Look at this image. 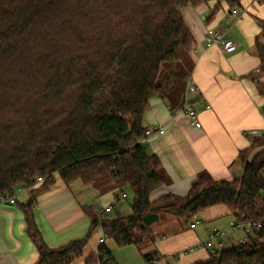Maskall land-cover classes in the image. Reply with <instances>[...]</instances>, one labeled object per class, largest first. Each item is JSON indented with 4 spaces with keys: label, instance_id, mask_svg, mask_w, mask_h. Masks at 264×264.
I'll return each instance as SVG.
<instances>
[{
    "label": "trees",
    "instance_id": "16d2710c",
    "mask_svg": "<svg viewBox=\"0 0 264 264\" xmlns=\"http://www.w3.org/2000/svg\"><path fill=\"white\" fill-rule=\"evenodd\" d=\"M207 1L0 0V196L29 189L21 208L39 252L36 264H117L105 243L85 257L95 230L119 247H143L158 238L145 222L149 215L170 214L189 223L223 205L235 222L264 220V150L249 159L251 150L264 147V135L240 151V178L215 180L204 171L186 195L151 200L165 173L159 157L143 145L144 115L152 97L165 96L175 74L162 78L164 65L195 44L183 9ZM215 13L216 8L211 17ZM256 53L260 75L253 79L264 94V43ZM55 175L67 185H109L115 196L130 192L132 213L89 211L85 237L51 249L34 207ZM196 264H264V229Z\"/></svg>",
    "mask_w": 264,
    "mask_h": 264
},
{
    "label": "crops",
    "instance_id": "0c3cea01",
    "mask_svg": "<svg viewBox=\"0 0 264 264\" xmlns=\"http://www.w3.org/2000/svg\"><path fill=\"white\" fill-rule=\"evenodd\" d=\"M236 1L238 3L230 7L221 0H208L182 11L195 44L191 51L182 50L189 65L181 89L172 93L176 75L170 76L165 96L151 98L143 119L146 129L165 130L163 135L143 141L147 151L159 157L165 173V183L151 194L152 201L167 194L186 195L198 174L204 171L215 180L240 178L243 168L238 156L252 140L247 133L264 129V94L253 79L260 75L256 49L264 43V0ZM215 8L216 13L211 17ZM210 27L222 31L225 39L237 47L225 52L221 46H207L205 36ZM190 83L197 86L198 94L188 92ZM187 101L196 111L201 128L192 126L188 114L182 110ZM206 104L211 108L207 109ZM256 154L253 151L249 159ZM96 189L80 181L67 185L55 175L54 183L36 196L35 220L51 249L85 237L92 220L89 211L99 213L114 200L116 191L112 187L103 193ZM29 197V192H23L17 195L15 204H0V264H36L39 260L21 208ZM96 198L101 201L99 207L93 204ZM116 208L110 216L119 214ZM199 216L207 223H215L230 216V212L226 206L218 205L204 210L196 218ZM217 229L225 230L222 226ZM205 232L207 237L201 239L197 228L191 230L187 225L184 232L178 228L169 236H159L155 245L142 249L145 261L152 255L160 264L206 262L213 253L228 249L226 244L233 247L244 237L236 240V231H233L224 239V244L219 240L210 250L180 254L208 241L209 234L206 229Z\"/></svg>",
    "mask_w": 264,
    "mask_h": 264
},
{
    "label": "rangeland",
    "instance_id": "374dc122",
    "mask_svg": "<svg viewBox=\"0 0 264 264\" xmlns=\"http://www.w3.org/2000/svg\"><path fill=\"white\" fill-rule=\"evenodd\" d=\"M186 55H184V52L181 50L179 52V60L177 62H170L166 63L163 67V77H168V74H176L175 79V86L172 90V93L178 92L181 89L183 79L185 77L186 69L188 68L189 61L185 60ZM264 80V79H263ZM261 150H264V147L262 148H256L254 150H251L249 152V158L253 151H256L257 153ZM109 185L101 184L97 191L99 190L100 193L107 192L109 190ZM17 189V188H16ZM127 193V198L124 200L117 208L116 210L120 215L128 216L132 213V205H133V197L130 192ZM93 204H95L97 207L101 206L100 199L92 200ZM230 212V211H229ZM113 214V213H112ZM231 214V213H230ZM113 216V215H112ZM158 221H156L152 228L154 230V234L158 237L153 245L156 244V242L159 241V236H169L171 231H176V229H180L182 232H184L187 229V221L182 218L174 217L170 214H161L159 215ZM201 219L203 224L201 226L197 227V233H199L201 239H205L207 237V234L205 232L206 227L210 228L211 230L217 229L218 226L224 227V232L229 236V233H232L233 230L229 226V222H235L232 218V216H228L221 220L220 222L215 223H207L204 221L201 216L198 217V219ZM197 220L196 217H192L189 222H193ZM170 222V223H169ZM228 223V224H227ZM183 229V230H182ZM221 230V229H220ZM223 231V230H222ZM244 234L241 231H236L234 234V238L238 240V238L243 236ZM103 237V232L100 228L96 229L91 240L89 241V244L85 248V257H87L90 253L96 252L98 247L100 246V239ZM105 244L108 246V248L111 250L117 264H146L145 258L143 256L142 249L151 246L152 244L148 242L147 245L143 247H136L135 245H130L126 247H119L115 244V242L111 239H106ZM83 264H84V260ZM81 262V261H80ZM80 262L76 264H80Z\"/></svg>",
    "mask_w": 264,
    "mask_h": 264
},
{
    "label": "built area",
    "instance_id": "2783aa9c",
    "mask_svg": "<svg viewBox=\"0 0 264 264\" xmlns=\"http://www.w3.org/2000/svg\"><path fill=\"white\" fill-rule=\"evenodd\" d=\"M205 43L207 46H221L223 51L228 52L237 47L235 43L232 41H228L224 37V33L222 31L216 30L214 28H208L206 31L205 36ZM189 93L198 94L199 89L197 86L193 84H188L187 88ZM206 108L209 109L211 106L209 104H206ZM170 109V108H169ZM184 112H186L189 116L190 123L195 128H201L202 124L199 121V118L197 116L196 111L193 109L191 103L189 101L185 102L183 109ZM165 133V130L162 128L158 129H147L145 138L155 136L157 134L163 135ZM251 137H258L264 135V129L262 130H252L247 133ZM43 181L42 177L37 178V183H41ZM28 188L19 187L15 190V193L10 195L6 193L5 195L0 196V204L3 203H9V204H15L16 203V197L17 195L22 194L23 192H27ZM127 194L126 193H119L114 197V200L106 207H104L100 212L104 214L105 216H110L113 210L118 207L124 200H126ZM203 222L201 220H195L193 222L187 223L189 226V229L195 230L198 226H201ZM230 227L233 231H241L244 234V237L236 244L241 245L245 244L248 241V236L250 234H253L254 232H259L260 230L264 229V220L260 222H247V223H238V222H231ZM208 234H209V240L204 243L196 244L188 249L183 250L180 254L181 255H187L191 253H196L199 250H210L213 248L214 243L216 241H221V244H224V239L227 237V234L220 230V229H213L210 230L209 228H206ZM107 239V236L103 234V237L100 239V243H105ZM235 246L231 247L229 244H226V248L232 249ZM147 264H160L159 259L157 258H149L147 260Z\"/></svg>",
    "mask_w": 264,
    "mask_h": 264
},
{
    "label": "water",
    "instance_id": "95a60500",
    "mask_svg": "<svg viewBox=\"0 0 264 264\" xmlns=\"http://www.w3.org/2000/svg\"><path fill=\"white\" fill-rule=\"evenodd\" d=\"M159 216L158 215H149L145 217V222L149 225L154 224L156 221H158Z\"/></svg>",
    "mask_w": 264,
    "mask_h": 264
}]
</instances>
